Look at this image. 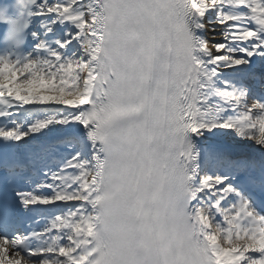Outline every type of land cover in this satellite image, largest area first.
Returning a JSON list of instances; mask_svg holds the SVG:
<instances>
[{
  "label": "snow or ice",
  "instance_id": "snow-or-ice-1",
  "mask_svg": "<svg viewBox=\"0 0 264 264\" xmlns=\"http://www.w3.org/2000/svg\"><path fill=\"white\" fill-rule=\"evenodd\" d=\"M256 66L264 0H35L0 53V264H264Z\"/></svg>",
  "mask_w": 264,
  "mask_h": 264
},
{
  "label": "clouds",
  "instance_id": "clouds-1",
  "mask_svg": "<svg viewBox=\"0 0 264 264\" xmlns=\"http://www.w3.org/2000/svg\"><path fill=\"white\" fill-rule=\"evenodd\" d=\"M35 0H0V53L17 52L27 43Z\"/></svg>",
  "mask_w": 264,
  "mask_h": 264
},
{
  "label": "bare ground",
  "instance_id": "bare-ground-1",
  "mask_svg": "<svg viewBox=\"0 0 264 264\" xmlns=\"http://www.w3.org/2000/svg\"><path fill=\"white\" fill-rule=\"evenodd\" d=\"M205 35L208 37V39H211V37H212V33L210 31L209 32H206Z\"/></svg>",
  "mask_w": 264,
  "mask_h": 264
}]
</instances>
